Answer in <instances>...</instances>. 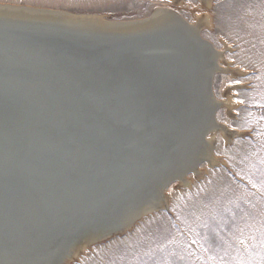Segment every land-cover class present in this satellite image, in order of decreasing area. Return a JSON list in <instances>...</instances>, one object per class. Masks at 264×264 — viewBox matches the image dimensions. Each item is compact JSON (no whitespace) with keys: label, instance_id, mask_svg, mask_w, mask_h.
<instances>
[{"label":"water","instance_id":"1","mask_svg":"<svg viewBox=\"0 0 264 264\" xmlns=\"http://www.w3.org/2000/svg\"><path fill=\"white\" fill-rule=\"evenodd\" d=\"M38 10L0 5V264H73L166 210L161 194L176 181L156 169L164 152L154 148L178 127L180 109L163 113L165 100L152 96L126 56L121 64L113 55L114 70L95 60L98 42L161 30V13L110 35ZM141 204L133 223H109L112 212Z\"/></svg>","mask_w":264,"mask_h":264},{"label":"rangeland","instance_id":"2","mask_svg":"<svg viewBox=\"0 0 264 264\" xmlns=\"http://www.w3.org/2000/svg\"><path fill=\"white\" fill-rule=\"evenodd\" d=\"M0 4L75 14L105 20L147 18L170 6L192 23L207 10L199 0H0ZM212 28L201 36L215 49L228 46L226 59L242 74H217L213 93L225 101L232 88L237 104L216 121L235 134L215 137L220 164L199 163L200 176L188 172L189 186L173 183L166 210L144 217L131 231L85 251L73 264H264V0H212ZM237 133V134H236ZM190 173V174H189ZM18 264H22L19 262Z\"/></svg>","mask_w":264,"mask_h":264},{"label":"bare ground","instance_id":"3","mask_svg":"<svg viewBox=\"0 0 264 264\" xmlns=\"http://www.w3.org/2000/svg\"><path fill=\"white\" fill-rule=\"evenodd\" d=\"M170 1L177 6L182 4L184 0ZM199 2L207 12L196 17V20L192 23L185 20L170 6L155 8L151 15L155 12L161 13L158 22L165 23L162 24L164 26L160 28L161 30L138 36L132 35L125 38L124 41L98 42L97 44L102 53L95 58V60H104L110 70H114L119 65L118 62L124 64L126 56L128 65L134 74L141 79V83L150 89L152 96L165 100L160 103V106H165L162 112L168 114L172 107L178 108L182 112V115L176 118L178 127L168 133V136L159 135L157 139L164 143L160 142V147L155 146L154 148V150L163 148L164 152L156 159L154 166L159 171L162 169L168 171L163 175L165 180L173 175L176 178L177 187L191 184L190 179L187 178L188 172L193 173L195 176L202 174L198 167L202 161L206 162L208 166L220 164V160L215 158L213 154L215 137L218 132L224 136L226 142L231 141L235 134L227 126L220 123L218 125L215 119L220 108H224L227 115L231 117L233 109L237 106L232 99V88L225 91V101L219 102L214 97L213 80L217 74L234 76L235 74H242V71L233 69L227 61L225 51L228 46L224 41L222 43L225 49L218 51L212 43L201 36L204 28H212L211 15L208 12L212 0H199ZM0 5L28 8L31 11L38 10L25 6ZM167 11L177 13L184 19L188 28L181 23H176L169 14L165 13ZM38 13L46 16L58 14L65 19L88 22L87 26H95L93 27L94 31L110 35L125 34V31H120L122 29H119V25H137L151 16L122 22L105 20L101 15L88 13L75 14L47 9H39ZM61 23L68 25L65 22ZM190 27L192 29H189ZM113 55L117 57L118 62ZM166 123L163 122L162 126ZM165 164H168V166ZM179 167L184 171L177 176V173L173 171L177 172ZM160 198L162 199L161 205H167L168 207L170 196L167 189L162 192ZM144 207L141 204L140 209L137 211L132 210V208L125 212L123 209L114 211L109 215V223L111 225L133 223L139 215L138 212ZM116 215L118 216L115 217ZM94 224L85 227L94 226ZM128 229L130 230L131 227ZM96 236L98 235L95 234L90 240ZM66 260L71 262V258L58 261L61 263ZM38 264H43V260ZM50 264L55 263L51 262Z\"/></svg>","mask_w":264,"mask_h":264}]
</instances>
